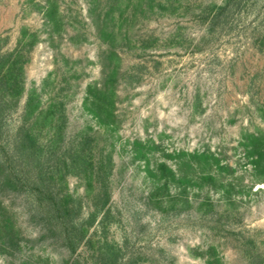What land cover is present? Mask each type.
Here are the masks:
<instances>
[{
	"label": "rangeland",
	"instance_id": "374dc122",
	"mask_svg": "<svg viewBox=\"0 0 264 264\" xmlns=\"http://www.w3.org/2000/svg\"><path fill=\"white\" fill-rule=\"evenodd\" d=\"M10 64L20 88L0 91V149L24 125L58 149L65 179L54 186L82 217L102 180L111 198L72 252L0 177V212L15 225L0 233V264L264 255V167L249 151L264 138V0H0V65ZM89 87L108 94L103 122ZM68 150L84 151L88 173L63 169Z\"/></svg>",
	"mask_w": 264,
	"mask_h": 264
},
{
	"label": "trees",
	"instance_id": "16d2710c",
	"mask_svg": "<svg viewBox=\"0 0 264 264\" xmlns=\"http://www.w3.org/2000/svg\"><path fill=\"white\" fill-rule=\"evenodd\" d=\"M20 88V82L17 79L14 65L10 64L7 68L0 65V91H12ZM4 95L6 94L3 93ZM17 98L20 96V90L15 93ZM108 94L104 89L89 87L87 91L86 104L90 110L98 117L100 121L104 120V115L108 114L107 107ZM5 101L0 100V123L5 111ZM1 145L0 149V177L3 178V184L14 186L18 190L24 191L29 197H32L36 211L43 214L45 220H49L52 228L60 230L66 246L75 252L82 241L87 236L88 227L91 226L97 218V214L104 210L110 201L111 194L108 184L100 180L98 190L94 196V211L86 217H82V204L72 194L62 189L55 188L56 177L65 179V173L62 168L58 169V163L54 164L52 158L59 152L56 146L46 148L33 134L30 128L20 126L10 145ZM45 147V148H44ZM250 153L256 158L254 164L256 167H264V138L254 136L250 144ZM83 150H68L66 155L61 156L63 169L86 167L82 173L87 172L88 163L83 155ZM87 163V164H86ZM165 168V169H164ZM57 170H59L57 172ZM167 170L168 175L175 179L174 172L165 164H162V171ZM59 173V174H57ZM87 175V174H86ZM55 183V184H54ZM0 212V233L15 232V225L12 218L6 214V209ZM5 211V212H4ZM9 235V234H8ZM12 237V236H10ZM213 249V248H212ZM250 264H264V255H251ZM112 262L115 259L109 258ZM72 264H79V261ZM206 264H220V259L214 253H209Z\"/></svg>",
	"mask_w": 264,
	"mask_h": 264
}]
</instances>
